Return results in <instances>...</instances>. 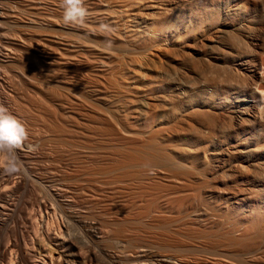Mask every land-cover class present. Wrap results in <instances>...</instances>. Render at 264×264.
Here are the masks:
<instances>
[{
  "label": "bare ground",
  "instance_id": "obj_1",
  "mask_svg": "<svg viewBox=\"0 0 264 264\" xmlns=\"http://www.w3.org/2000/svg\"><path fill=\"white\" fill-rule=\"evenodd\" d=\"M9 1L0 264H264V0Z\"/></svg>",
  "mask_w": 264,
  "mask_h": 264
},
{
  "label": "clouds",
  "instance_id": "obj_2",
  "mask_svg": "<svg viewBox=\"0 0 264 264\" xmlns=\"http://www.w3.org/2000/svg\"><path fill=\"white\" fill-rule=\"evenodd\" d=\"M60 7L62 8L61 22L65 26L80 28L85 26L89 16L85 0H60ZM99 30L107 32L108 26L101 24ZM261 100L264 101V96ZM260 118L264 120V103L261 104ZM27 138L28 129L25 124L12 115L6 107L0 106V172L9 176L21 172L23 166L16 152ZM29 147L35 151V146ZM149 174H154V171L150 170Z\"/></svg>",
  "mask_w": 264,
  "mask_h": 264
},
{
  "label": "rangeland",
  "instance_id": "obj_3",
  "mask_svg": "<svg viewBox=\"0 0 264 264\" xmlns=\"http://www.w3.org/2000/svg\"><path fill=\"white\" fill-rule=\"evenodd\" d=\"M6 1H7V0H5V1H4V0H1V2H0L1 5H0V7H1V6H4V7L6 6V7L8 8V6H9V9H8V10L10 11V10L12 9L11 7H13L12 5H14V4L11 3V2L8 0L7 3H8V2H10V3H8L9 5H7ZM11 4H12V5H11ZM10 5H11V6H10ZM12 10H13V9H12ZM10 12H11V11H10ZM10 14H11V13H10ZM8 18H9V19L6 18V24H7V22L9 23L10 21H11L12 23L10 22L9 24H7V26H5V25H6L5 23H1V24H0V25L4 24V26H5V27H4V31H8V30L12 31V30H13L12 27H14V28H18V27H16V24L13 22V21H14L13 18H11V16H10V17L8 16ZM10 18H11L13 21L10 20ZM8 20H10V21H8ZM11 24H13V25L15 24V26H13V25H11ZM0 28H3V25L0 26ZM9 28H10V29H9ZM11 28H12V30H11ZM5 29H8V30H5ZM8 32H9V31H8ZM5 72H6V73H5ZM5 72H4V73H5L6 75L9 74V73H8L9 71H8V72L5 71Z\"/></svg>",
  "mask_w": 264,
  "mask_h": 264
}]
</instances>
